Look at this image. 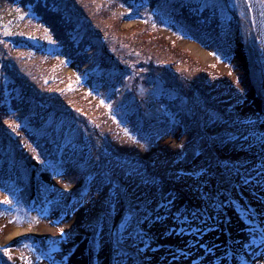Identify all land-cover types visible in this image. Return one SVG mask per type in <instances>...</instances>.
<instances>
[{"label":"trees","instance_id":"obj_1","mask_svg":"<svg viewBox=\"0 0 264 264\" xmlns=\"http://www.w3.org/2000/svg\"><path fill=\"white\" fill-rule=\"evenodd\" d=\"M229 1L232 8L225 0H0V97L6 88H15L9 79L25 82L28 93L51 110L63 130L49 139L37 134L11 114L7 118L10 106L0 101V123L7 131L0 187L18 183L19 174L10 169L22 159L25 203L31 189L30 157L37 156L42 164L47 159L49 169L65 171V155L87 139L96 152L83 150L67 173H72L71 184L80 183L75 201L85 206L82 228L103 260L111 256L123 264H147L140 257L154 240V222H173L177 228L166 234L178 236L179 246L184 237L210 235L212 243L226 237L225 207L250 223V207L232 189L264 180V146L254 152L247 143V128L264 126V0ZM120 6L132 14L118 12ZM130 17L142 22L120 28ZM163 25L216 47L227 63L234 56L232 40L245 38L248 52L257 51V60L251 61L248 73L242 68L222 73L216 64L204 65L185 48L175 47L160 30ZM57 55L65 61L54 60ZM75 59L77 75L66 74L64 67ZM161 82L155 98L144 96ZM82 84L111 99L112 110L79 91ZM251 88L262 96L263 108L242 113ZM10 95L12 106L27 109L25 92ZM161 104L172 113L181 112L179 125L169 121ZM147 119L156 125L146 127ZM122 126L135 132L143 145L136 146ZM178 130L180 151L164 145L147 152ZM76 133L79 140L67 144ZM32 143L43 144L47 153L35 154ZM240 150L245 154H234ZM118 166L126 170L121 173ZM260 191L264 196V184ZM47 193L41 189L39 197ZM52 193L51 202L65 208L61 193ZM222 194L229 197L225 205ZM5 205L0 197V210ZM259 210L263 215L264 204ZM73 236L74 231L68 233L69 239ZM165 250L174 252L170 242ZM0 264H12L8 250L0 248Z\"/></svg>","mask_w":264,"mask_h":264},{"label":"rangeland","instance_id":"obj_2","mask_svg":"<svg viewBox=\"0 0 264 264\" xmlns=\"http://www.w3.org/2000/svg\"><path fill=\"white\" fill-rule=\"evenodd\" d=\"M131 26L132 25H130V22H125V23L123 22L120 25V28L129 29V27ZM163 32L165 35H167V37L169 36L171 39L175 40V44H174L175 47L185 48L186 50L190 52V54H192V56H194L202 64L204 65L211 64L213 61L216 60V55L214 54L213 50L201 48L196 43L188 42L184 39L178 38L172 35L166 29L163 30ZM239 47H240L241 52L237 54L243 55L244 59L246 60V57L248 58V56L245 53L244 47L242 45H240ZM236 64L239 65V68H242L243 70H244L243 67L246 65V63L241 62V61L239 62L238 60L236 61ZM219 66L222 69V71H225L226 73L230 71L227 69V67H224L223 65H219ZM75 102H77V100ZM257 105L258 104L256 103V106ZM244 110L246 111V109ZM248 130L251 133L249 140L247 142L248 146L251 147L252 151L257 152L261 148L262 144H264V129L260 125L258 127L250 126ZM164 145H166L168 149L172 148L175 151H177L178 146H179V141L177 138L168 139L167 141L164 142ZM118 167L121 173L126 170V167H123V168L120 166ZM41 175L43 176V179L45 181L50 180L49 178L46 177L45 174L41 173ZM56 185H58L59 187H61L63 190L67 192L73 189L72 186H68L67 184L63 183L61 179L57 181ZM10 216L12 217V220H11L12 224H6L8 220L5 222V219H6L5 217L0 218V244L2 245L9 244L17 240L19 237L25 236V235L29 236V235L36 234L42 238L59 240L62 237V234L66 231L68 232L74 231V235H77V236H81L80 234H82L83 232H87L86 230L82 228V225L80 226V220L82 219V217L81 215H79V212L74 213L71 217L62 220L60 223H56V221H53L48 216L46 218L39 220L36 213H31V214L27 213L25 207L17 209ZM117 218L118 217H115L114 220L116 221ZM16 230H23L25 231V233L19 236L13 237V234L16 232ZM61 230H63V232H61ZM237 236L245 237L246 234L237 232ZM73 257L69 259L67 264H77V261H76L77 259L73 260ZM55 258L59 260L60 256L55 255ZM49 259H52V256ZM49 259L32 261L31 263H28V264H54ZM196 264H227V262H226L225 255L219 253V251H215V253L210 254L206 260L204 261L199 260L196 262ZM242 264H264V247L260 249L255 248V250L248 257L247 261Z\"/></svg>","mask_w":264,"mask_h":264},{"label":"bare ground","instance_id":"obj_3","mask_svg":"<svg viewBox=\"0 0 264 264\" xmlns=\"http://www.w3.org/2000/svg\"><path fill=\"white\" fill-rule=\"evenodd\" d=\"M238 59H239V61L243 62L244 57L241 54H239ZM24 233H25V231H23V230H16V232L13 234V237L19 236V235L24 234Z\"/></svg>","mask_w":264,"mask_h":264},{"label":"snow or ice","instance_id":"obj_4","mask_svg":"<svg viewBox=\"0 0 264 264\" xmlns=\"http://www.w3.org/2000/svg\"><path fill=\"white\" fill-rule=\"evenodd\" d=\"M4 202L5 203H10V201H8L7 199ZM61 232H63V230H61ZM5 252H7V249H5Z\"/></svg>","mask_w":264,"mask_h":264}]
</instances>
